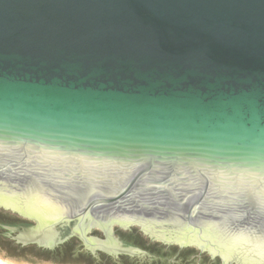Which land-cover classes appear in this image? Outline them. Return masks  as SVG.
Here are the masks:
<instances>
[{
	"label": "water",
	"instance_id": "water-1",
	"mask_svg": "<svg viewBox=\"0 0 264 264\" xmlns=\"http://www.w3.org/2000/svg\"><path fill=\"white\" fill-rule=\"evenodd\" d=\"M0 206L44 248L264 264V0H0Z\"/></svg>",
	"mask_w": 264,
	"mask_h": 264
},
{
	"label": "flooded vegetation",
	"instance_id": "flooded-vegetation-1",
	"mask_svg": "<svg viewBox=\"0 0 264 264\" xmlns=\"http://www.w3.org/2000/svg\"><path fill=\"white\" fill-rule=\"evenodd\" d=\"M34 224H35V222L32 219L20 214L17 210L14 211L12 209L4 208L3 206H0V239L8 240L11 245L15 246L18 249L31 248L34 251H37L38 253L46 254L47 257H55V256H57V254L61 255L62 253L63 254L70 253L72 256H75V257L79 256V254L80 255H82V254L87 255L90 258H92L93 260H97L100 255H105L106 257L111 259L108 255L103 254V253L98 254V257H94L89 252L83 251L82 242L75 235H71L68 239H66L64 242L56 245L55 248H53V249H49L48 245H47V248H44L37 243H24V242L17 241V240L13 239L16 236L21 237L23 235V233H25V230L27 232L31 233L32 229H34V228L30 229V226H32ZM7 226L14 227V230L10 231L11 234L14 236L13 238H11V236H7L5 234L7 231H9L7 229ZM27 226L29 227V229ZM94 230L97 231V228H92L89 232H92ZM126 231H128L130 233L132 238L138 239V237H140L143 239L144 242L141 245V246H143V248H142L143 250H147V249H149V247H152V246H155V248L160 249L158 244H156L155 242H150L147 239V237L145 235H143L139 230L129 229ZM60 232H61V236L69 235L70 229L68 226H65L61 229ZM122 256H126V255H122Z\"/></svg>",
	"mask_w": 264,
	"mask_h": 264
},
{
	"label": "trees",
	"instance_id": "trees-1",
	"mask_svg": "<svg viewBox=\"0 0 264 264\" xmlns=\"http://www.w3.org/2000/svg\"><path fill=\"white\" fill-rule=\"evenodd\" d=\"M2 240H3L2 246L0 249L2 251H4L5 253H7L9 256H15L19 252H21V253H33L34 252V250L31 248L18 249L15 246L11 245L8 240H6V239H2ZM152 247L155 248V246H152ZM79 256H81L83 258L85 264H136L131 258L126 257V256H120V260L118 262L112 261L111 259H109L105 255H100L97 260H93L92 258H90L87 255L82 256L79 254ZM67 257H75V256H72L70 253H66V254L62 253L61 255L57 254V256H55V257H48V258L50 260L60 261V260H63L64 258H67ZM178 261L179 262L177 264H191L190 250L181 251L178 255ZM151 264H163V263L153 262ZM202 264H204V263H202Z\"/></svg>",
	"mask_w": 264,
	"mask_h": 264
},
{
	"label": "rangeland",
	"instance_id": "rangeland-1",
	"mask_svg": "<svg viewBox=\"0 0 264 264\" xmlns=\"http://www.w3.org/2000/svg\"><path fill=\"white\" fill-rule=\"evenodd\" d=\"M0 259L13 264H85V262L80 260L56 261L36 256H9L7 253L1 250Z\"/></svg>",
	"mask_w": 264,
	"mask_h": 264
},
{
	"label": "bare ground",
	"instance_id": "bare-ground-1",
	"mask_svg": "<svg viewBox=\"0 0 264 264\" xmlns=\"http://www.w3.org/2000/svg\"><path fill=\"white\" fill-rule=\"evenodd\" d=\"M0 264H13V263L6 262V261H4V260L0 259Z\"/></svg>",
	"mask_w": 264,
	"mask_h": 264
}]
</instances>
